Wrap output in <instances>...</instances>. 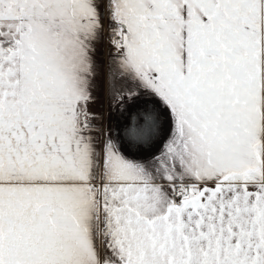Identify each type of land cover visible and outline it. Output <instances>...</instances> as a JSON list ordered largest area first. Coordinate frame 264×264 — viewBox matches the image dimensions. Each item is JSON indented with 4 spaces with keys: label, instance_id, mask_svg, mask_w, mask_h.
Instances as JSON below:
<instances>
[{
    "label": "snow or ice",
    "instance_id": "1",
    "mask_svg": "<svg viewBox=\"0 0 264 264\" xmlns=\"http://www.w3.org/2000/svg\"><path fill=\"white\" fill-rule=\"evenodd\" d=\"M0 264H264V0H0Z\"/></svg>",
    "mask_w": 264,
    "mask_h": 264
},
{
    "label": "crops",
    "instance_id": "2",
    "mask_svg": "<svg viewBox=\"0 0 264 264\" xmlns=\"http://www.w3.org/2000/svg\"><path fill=\"white\" fill-rule=\"evenodd\" d=\"M102 105V107H101ZM103 110L105 115L107 116V104H106V101H101V104H98L97 105V111H101Z\"/></svg>",
    "mask_w": 264,
    "mask_h": 264
}]
</instances>
